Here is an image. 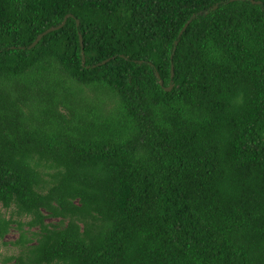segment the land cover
Masks as SVG:
<instances>
[{
	"label": "trees",
	"instance_id": "1",
	"mask_svg": "<svg viewBox=\"0 0 264 264\" xmlns=\"http://www.w3.org/2000/svg\"><path fill=\"white\" fill-rule=\"evenodd\" d=\"M252 1L0 0L1 264H264Z\"/></svg>",
	"mask_w": 264,
	"mask_h": 264
},
{
	"label": "rangeland",
	"instance_id": "2",
	"mask_svg": "<svg viewBox=\"0 0 264 264\" xmlns=\"http://www.w3.org/2000/svg\"><path fill=\"white\" fill-rule=\"evenodd\" d=\"M9 211L10 209H5L2 206H0L1 215L8 217ZM12 217L15 218L14 216ZM20 219H23V218H20ZM57 221H58L57 218H51V217H48L44 220V222L47 223L48 225L50 224V225L58 226L59 224H57ZM23 229L27 232V234L29 233V231L36 230V228H30L29 230H26L24 226H23ZM18 235H19L18 228L16 227L14 223H11L4 237L0 239V264L4 257L8 255H14L19 251V247L12 244V242L18 238Z\"/></svg>",
	"mask_w": 264,
	"mask_h": 264
},
{
	"label": "water",
	"instance_id": "3",
	"mask_svg": "<svg viewBox=\"0 0 264 264\" xmlns=\"http://www.w3.org/2000/svg\"><path fill=\"white\" fill-rule=\"evenodd\" d=\"M229 1H231V0H229ZM250 2H253V1L250 0ZM214 7H215V6H214ZM67 16H70V14H66V15H64L63 18H62V20H61V22H60L58 25H56V26H51V27L47 28L45 31L39 33V34L35 37V39H34V40L28 45V48H30V47H32L33 45H35V43H36V42H37V41H38V40H39V39H40L45 33L49 32V31H51V30L57 29V28H59L60 26H62V24L64 23V21H65V19H66ZM189 21H190V20L186 21V22L183 24V26L181 27V29H180V31L178 32V35H177V36H179V35L182 33V31L185 29V27H186V25L188 24ZM75 23L77 24V20L75 21ZM78 41H79L80 52L82 53V41H81L80 36H78ZM176 42H177V41L175 40L173 43L176 44ZM81 62L83 63V56H82V55H81ZM154 74H155L156 77H158L157 72H154ZM171 76H172V67L170 66V77H171ZM158 83L161 84V81L158 80ZM170 87H171V85L169 84L167 87L164 88V90H169Z\"/></svg>",
	"mask_w": 264,
	"mask_h": 264
}]
</instances>
